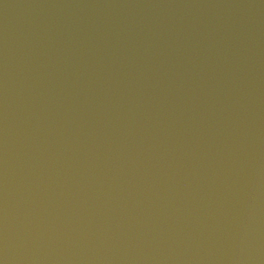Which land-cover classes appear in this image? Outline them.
Wrapping results in <instances>:
<instances>
[{
	"label": "water",
	"instance_id": "water-1",
	"mask_svg": "<svg viewBox=\"0 0 264 264\" xmlns=\"http://www.w3.org/2000/svg\"><path fill=\"white\" fill-rule=\"evenodd\" d=\"M140 0H0V264H57L93 122Z\"/></svg>",
	"mask_w": 264,
	"mask_h": 264
}]
</instances>
